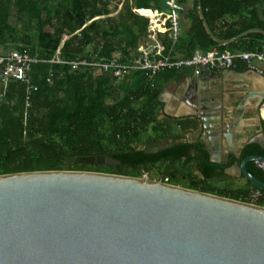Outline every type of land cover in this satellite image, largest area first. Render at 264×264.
<instances>
[{
	"label": "trees",
	"instance_id": "obj_1",
	"mask_svg": "<svg viewBox=\"0 0 264 264\" xmlns=\"http://www.w3.org/2000/svg\"><path fill=\"white\" fill-rule=\"evenodd\" d=\"M168 1L0 0V54L17 50L40 59L30 69L37 89H32L29 106L24 82L0 83V174L89 170L140 177L146 168L164 182L167 178L171 184L250 201L257 186L244 176L245 181L238 182L226 174L227 166L211 161L203 143L183 140L182 122L177 132L172 118L161 116V93L181 69L167 67L154 76L138 69L116 76L113 70L90 64L117 54L120 61L131 62L140 46L155 44L147 15L152 9L169 12ZM178 1L187 6L190 25L175 43L173 59L212 48L264 51V32L218 41L206 30L200 13L202 7L218 38L230 39L251 28L264 30V0ZM158 40L166 52L174 44L168 32L158 33ZM58 50L61 61H51ZM152 148L162 149L149 153ZM249 151L258 152L250 149L241 159L251 155ZM92 154L112 156L121 164L72 160ZM248 169L264 181V171L255 162ZM257 204L264 206V199Z\"/></svg>",
	"mask_w": 264,
	"mask_h": 264
},
{
	"label": "water",
	"instance_id": "obj_2",
	"mask_svg": "<svg viewBox=\"0 0 264 264\" xmlns=\"http://www.w3.org/2000/svg\"><path fill=\"white\" fill-rule=\"evenodd\" d=\"M230 42L261 28L222 40ZM205 71L196 75L197 80ZM209 98L200 95V135L211 161L226 174L245 177L264 154L242 158L231 147V127L213 121ZM224 140L228 159L221 158ZM162 148H152L154 153ZM237 159V163H232ZM120 165L105 154L72 158ZM231 165L229 166V164ZM89 170H39L0 174V264H264V206L150 177Z\"/></svg>",
	"mask_w": 264,
	"mask_h": 264
},
{
	"label": "crops",
	"instance_id": "obj_3",
	"mask_svg": "<svg viewBox=\"0 0 264 264\" xmlns=\"http://www.w3.org/2000/svg\"><path fill=\"white\" fill-rule=\"evenodd\" d=\"M185 8L181 15L183 32L190 25L185 18L187 6ZM156 12L158 14L161 11ZM148 17L155 23L162 18ZM208 69L212 71H205L203 77L198 80L194 69H181L175 78L165 85L161 93L160 98L165 103L161 116L172 118L171 122L177 124L175 127L177 132L182 128L179 124L182 122L184 141L200 142L205 146L204 140L199 136L203 126L198 115L199 96L205 95L210 100L207 103L214 110L210 113V118L213 121L220 120L223 124L228 123L231 127L233 150L242 152V156L250 149L258 150L249 151L250 154H264V117L261 113V105L264 102V75L249 69L243 62H239L235 68ZM229 152L227 142L224 140L221 158L227 160ZM232 163H237V159ZM233 177L238 182L245 181L241 179L242 177Z\"/></svg>",
	"mask_w": 264,
	"mask_h": 264
},
{
	"label": "built area",
	"instance_id": "obj_4",
	"mask_svg": "<svg viewBox=\"0 0 264 264\" xmlns=\"http://www.w3.org/2000/svg\"><path fill=\"white\" fill-rule=\"evenodd\" d=\"M168 2L171 10L168 13H158L156 17L162 18L156 23L151 22L150 25L149 37L155 41V44L140 46L139 55L132 58L131 62L120 61V54H117L111 60H93L90 64L93 67H100L104 71L113 70L116 76H124L128 71L138 69L151 72V76H154L167 67H176L179 69L192 68L198 75L203 68L223 70L235 68L239 62H243L249 69L264 75V51L244 50L230 52L227 50L220 51L218 49H211L205 52L199 51L188 58L173 59L172 54L175 43L183 35L181 15L185 12L186 8L185 5L178 0H169ZM159 32H168L174 40L172 48L167 52L164 43L158 40ZM59 55L60 51L58 50L56 59L51 61H61ZM39 61L40 59L17 50H12L6 54H0V83L7 84L11 79L24 82L27 85V106L30 104L32 89H37V87H33L30 69L33 64ZM83 63L86 64L87 62L84 61ZM74 65L78 66L79 63L74 62ZM261 113L264 117V102L261 105ZM255 163L264 171V160H256ZM167 180L166 178L165 182H167ZM260 198L264 199V191L261 189H254L251 191L249 202L257 204Z\"/></svg>",
	"mask_w": 264,
	"mask_h": 264
},
{
	"label": "rangeland",
	"instance_id": "obj_5",
	"mask_svg": "<svg viewBox=\"0 0 264 264\" xmlns=\"http://www.w3.org/2000/svg\"><path fill=\"white\" fill-rule=\"evenodd\" d=\"M150 13H152V14H151V15H148V16H150V17H156L154 11H152V12H150ZM151 22H153L152 19H150V23H151ZM2 50H3V48L0 47V53H1ZM10 51H11V50H10ZM150 177L153 178V177H154V174L151 173V174H150ZM153 179H154V178H153ZM213 184H214L215 186H222V185H223V183H220V182H213Z\"/></svg>",
	"mask_w": 264,
	"mask_h": 264
},
{
	"label": "bare ground",
	"instance_id": "obj_6",
	"mask_svg": "<svg viewBox=\"0 0 264 264\" xmlns=\"http://www.w3.org/2000/svg\"><path fill=\"white\" fill-rule=\"evenodd\" d=\"M137 11H138L139 13L142 12V11L140 12V10H137ZM154 13H155V16H157V12H154ZM141 14H142V13H141ZM151 14H152V13H149L148 15H151ZM144 15H145V14H144ZM148 15H147V16H148Z\"/></svg>",
	"mask_w": 264,
	"mask_h": 264
},
{
	"label": "clouds",
	"instance_id": "obj_7",
	"mask_svg": "<svg viewBox=\"0 0 264 264\" xmlns=\"http://www.w3.org/2000/svg\"><path fill=\"white\" fill-rule=\"evenodd\" d=\"M155 179V178H154ZM159 180V179H158ZM162 181V180H161ZM168 183V182H167Z\"/></svg>",
	"mask_w": 264,
	"mask_h": 264
}]
</instances>
